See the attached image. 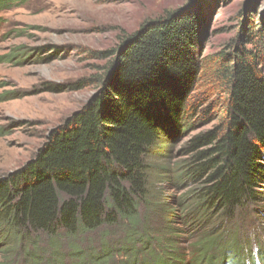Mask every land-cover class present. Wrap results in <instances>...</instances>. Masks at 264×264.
<instances>
[{
  "label": "trees",
  "instance_id": "trees-1",
  "mask_svg": "<svg viewBox=\"0 0 264 264\" xmlns=\"http://www.w3.org/2000/svg\"><path fill=\"white\" fill-rule=\"evenodd\" d=\"M23 1L0 0V11ZM196 15L166 12L125 36L94 81L95 97L0 176V264H246L254 254L264 264L259 233L254 250L238 219L253 207L264 233V68L256 55L239 49L216 71L225 88L221 118L184 149L181 175L192 185L178 201L185 214H170L177 209L151 193L153 175L168 170L151 166L149 155L188 128L187 99L202 68ZM152 204H166L168 223L179 227L149 232L138 207ZM124 221L123 236L81 257L76 236ZM190 222L196 228L186 230Z\"/></svg>",
  "mask_w": 264,
  "mask_h": 264
},
{
  "label": "rangeland",
  "instance_id": "rangeland-1",
  "mask_svg": "<svg viewBox=\"0 0 264 264\" xmlns=\"http://www.w3.org/2000/svg\"><path fill=\"white\" fill-rule=\"evenodd\" d=\"M189 10L201 18L196 51L202 68L187 99L188 128L173 134L157 156L148 157L151 166L159 163L168 170L161 173L164 178L153 175L151 193L158 191L160 200L177 209L170 214L184 215L178 201L192 188L189 179L181 175L188 157L184 149L193 135L211 130L221 118L225 88L216 71L239 49L256 55L264 68V0H24L0 11V176L23 166L53 129L62 127L96 94L94 81L104 74V67L125 36L166 12ZM165 206L138 207L140 222L152 234L166 225L179 227L168 223ZM258 214L246 206L238 217L249 241L253 238L252 248L259 245L257 233L264 246V233L255 227ZM190 223L186 230L196 228ZM128 229L125 221L120 227L102 226L76 236V246L83 252L81 257L91 251L89 248L97 254L102 241L121 237ZM66 243H58L60 259H67L69 254Z\"/></svg>",
  "mask_w": 264,
  "mask_h": 264
},
{
  "label": "water",
  "instance_id": "water-1",
  "mask_svg": "<svg viewBox=\"0 0 264 264\" xmlns=\"http://www.w3.org/2000/svg\"><path fill=\"white\" fill-rule=\"evenodd\" d=\"M190 2H191V1H190ZM189 4H191V3H189ZM189 4H188V5H189ZM94 97H95V95H93L91 98H94ZM75 113H76V112H74L73 114H75ZM67 119H68V118H67Z\"/></svg>",
  "mask_w": 264,
  "mask_h": 264
},
{
  "label": "clouds",
  "instance_id": "clouds-1",
  "mask_svg": "<svg viewBox=\"0 0 264 264\" xmlns=\"http://www.w3.org/2000/svg\"><path fill=\"white\" fill-rule=\"evenodd\" d=\"M258 258H259V256H257ZM260 259V258H259ZM247 261H249V260H247Z\"/></svg>",
  "mask_w": 264,
  "mask_h": 264
}]
</instances>
